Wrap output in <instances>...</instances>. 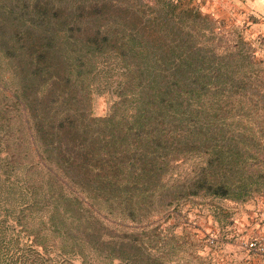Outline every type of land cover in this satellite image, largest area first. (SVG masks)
Wrapping results in <instances>:
<instances>
[{
    "label": "trees",
    "instance_id": "16d2710c",
    "mask_svg": "<svg viewBox=\"0 0 264 264\" xmlns=\"http://www.w3.org/2000/svg\"><path fill=\"white\" fill-rule=\"evenodd\" d=\"M178 7L0 0L4 166L25 179L43 173L24 184L34 204L48 185L53 232L77 254L105 250L131 264H167L145 241L167 208L200 192L244 200L264 187V61L250 55L242 34L223 48L218 33L196 23L210 17ZM98 66L105 87L118 81L104 118L90 114ZM19 113L37 153L27 166L18 159ZM191 160L182 177L179 167ZM104 221L145 237L106 240Z\"/></svg>",
    "mask_w": 264,
    "mask_h": 264
},
{
    "label": "rangeland",
    "instance_id": "374dc122",
    "mask_svg": "<svg viewBox=\"0 0 264 264\" xmlns=\"http://www.w3.org/2000/svg\"><path fill=\"white\" fill-rule=\"evenodd\" d=\"M173 1L179 5L178 10L191 8L210 17V23L199 17L196 23L203 30L212 28L218 33L216 44L223 48L234 46L237 35L242 34L250 44V55L264 61V0ZM96 73L90 114L104 118L118 100V81L115 77L113 85L105 87L104 71L98 66ZM25 120L19 113L15 123L22 128L17 134L21 137L18 159L27 166L34 162L37 153L31 149ZM4 157L6 153L0 150V264H131L105 250L88 251L85 255L72 251L50 224L48 185L43 184L47 186L41 189L34 204V194L24 184L36 183L43 173L33 169L27 173L28 179L20 177V170H6ZM193 163L191 160L179 167V174L186 176ZM260 168L264 169V164ZM165 213L164 220L146 229L151 231L148 233L153 235L152 241L146 240L143 229L108 221L102 225L104 239L113 236L119 241L125 234L137 233L151 244L152 254L159 248L167 264H264V187L244 200L200 192L167 208ZM251 242L256 245L251 247Z\"/></svg>",
    "mask_w": 264,
    "mask_h": 264
},
{
    "label": "built area",
    "instance_id": "2783aa9c",
    "mask_svg": "<svg viewBox=\"0 0 264 264\" xmlns=\"http://www.w3.org/2000/svg\"><path fill=\"white\" fill-rule=\"evenodd\" d=\"M255 245H256V244H255L254 242H251V243H250V246H251V247H254Z\"/></svg>",
    "mask_w": 264,
    "mask_h": 264
}]
</instances>
